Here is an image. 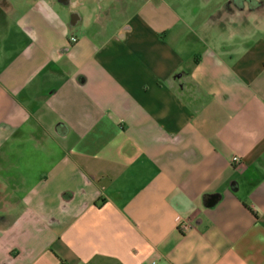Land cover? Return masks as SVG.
I'll return each mask as SVG.
<instances>
[{
	"label": "crops",
	"instance_id": "crops-1",
	"mask_svg": "<svg viewBox=\"0 0 264 264\" xmlns=\"http://www.w3.org/2000/svg\"><path fill=\"white\" fill-rule=\"evenodd\" d=\"M102 1L0 0V264H264L262 16Z\"/></svg>",
	"mask_w": 264,
	"mask_h": 264
},
{
	"label": "rangeland",
	"instance_id": "rangeland-1",
	"mask_svg": "<svg viewBox=\"0 0 264 264\" xmlns=\"http://www.w3.org/2000/svg\"><path fill=\"white\" fill-rule=\"evenodd\" d=\"M136 2H139L140 0H135ZM157 1V0H156ZM170 1V0H169ZM181 4L184 2V0H178ZM228 1H232V3H239L241 0H208L206 3L205 0H194L193 2V11L197 10L201 15H205L211 11H213L216 8L220 6H224V4ZM135 2V3H136ZM175 2V1H174ZM137 4V3H136ZM127 5V0H103L102 6L110 13H115L120 8H124V6ZM242 5L245 7V9L248 11L249 14H256L261 15L262 17L259 18L257 21H251L249 20L248 27L249 28H255L258 27L260 31H262L264 36V0H255V2L249 6L245 2H242ZM131 9L138 7L137 5H129ZM200 15V16H201ZM202 19H199V22H201Z\"/></svg>",
	"mask_w": 264,
	"mask_h": 264
},
{
	"label": "built area",
	"instance_id": "built-area-1",
	"mask_svg": "<svg viewBox=\"0 0 264 264\" xmlns=\"http://www.w3.org/2000/svg\"><path fill=\"white\" fill-rule=\"evenodd\" d=\"M69 42H70V43H75V42H76V38H75V37H70V38H69ZM236 161H237L236 158H232V162H233V163L236 162ZM175 221H176V223H177V228H178L180 231L187 229L188 226H187L185 223H183L182 220H181L179 217H177V218L175 219Z\"/></svg>",
	"mask_w": 264,
	"mask_h": 264
},
{
	"label": "flooded vegetation",
	"instance_id": "flooded-vegetation-1",
	"mask_svg": "<svg viewBox=\"0 0 264 264\" xmlns=\"http://www.w3.org/2000/svg\"><path fill=\"white\" fill-rule=\"evenodd\" d=\"M240 2H245L247 5L251 6L255 2V0H241Z\"/></svg>",
	"mask_w": 264,
	"mask_h": 264
}]
</instances>
